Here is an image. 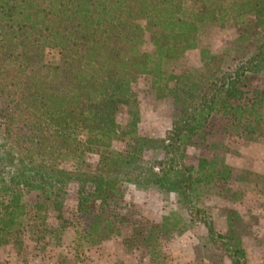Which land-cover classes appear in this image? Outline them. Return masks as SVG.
<instances>
[{"label":"trees","instance_id":"1","mask_svg":"<svg viewBox=\"0 0 264 264\" xmlns=\"http://www.w3.org/2000/svg\"><path fill=\"white\" fill-rule=\"evenodd\" d=\"M139 79L171 99L163 136L139 133ZM260 140L264 0H0L1 245L25 251L27 236L51 264H86L91 248L117 236L165 264L174 235L204 226L209 264H258L232 184L264 185V173L226 154ZM188 146L200 152L196 164ZM128 183L174 192L177 208L154 221L125 199Z\"/></svg>","mask_w":264,"mask_h":264},{"label":"rangeland","instance_id":"2","mask_svg":"<svg viewBox=\"0 0 264 264\" xmlns=\"http://www.w3.org/2000/svg\"><path fill=\"white\" fill-rule=\"evenodd\" d=\"M220 37L214 40V47H219ZM146 51H151V45L146 38L143 46ZM186 58L191 64L199 60V50L194 49L186 53ZM138 94L140 122L139 133L153 137L163 136L170 128L172 103L171 99L155 98L143 79L134 84ZM118 121L126 126L128 115L123 108L117 117ZM117 147L121 145L116 143ZM199 150L188 146L186 148V162L196 164ZM96 160V155L90 156ZM226 162L237 168L254 170L264 173V141H256L239 147L237 155L226 154ZM233 187L242 192L239 200L234 202V207L252 225V233L246 234L244 244L252 261L264 264V185L253 180L235 181ZM125 199L137 204L143 212L154 221L160 222L162 216L177 208L174 192L159 188L140 189L133 183H128ZM219 207L214 210V225L217 229L225 230L222 211L223 200L215 199L212 202ZM75 186L72 185L66 198V210H75ZM188 228L182 233L174 235L167 245V258L165 264H209L208 255L204 250L205 227ZM26 250L17 252L9 246L0 244V264H51L48 257L38 256L32 247V242L25 236ZM86 264H154L137 250L126 249L120 237H112L101 242L97 247L89 250ZM224 264H231L225 259Z\"/></svg>","mask_w":264,"mask_h":264}]
</instances>
